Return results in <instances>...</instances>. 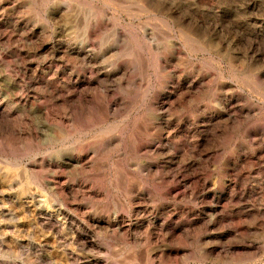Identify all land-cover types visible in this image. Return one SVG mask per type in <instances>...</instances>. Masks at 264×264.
Masks as SVG:
<instances>
[{
    "label": "rangeland",
    "instance_id": "1",
    "mask_svg": "<svg viewBox=\"0 0 264 264\" xmlns=\"http://www.w3.org/2000/svg\"><path fill=\"white\" fill-rule=\"evenodd\" d=\"M0 264H264V0H0Z\"/></svg>",
    "mask_w": 264,
    "mask_h": 264
}]
</instances>
